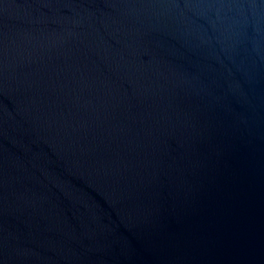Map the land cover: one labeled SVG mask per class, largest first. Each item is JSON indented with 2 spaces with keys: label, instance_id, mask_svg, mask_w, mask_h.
<instances>
[{
  "label": "water",
  "instance_id": "1",
  "mask_svg": "<svg viewBox=\"0 0 264 264\" xmlns=\"http://www.w3.org/2000/svg\"><path fill=\"white\" fill-rule=\"evenodd\" d=\"M0 264H264V0H0Z\"/></svg>",
  "mask_w": 264,
  "mask_h": 264
}]
</instances>
